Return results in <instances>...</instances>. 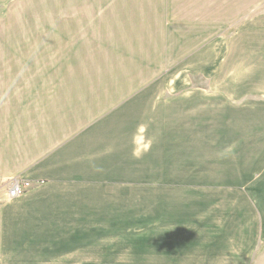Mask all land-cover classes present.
Returning a JSON list of instances; mask_svg holds the SVG:
<instances>
[{
	"label": "crops",
	"instance_id": "crops-1",
	"mask_svg": "<svg viewBox=\"0 0 264 264\" xmlns=\"http://www.w3.org/2000/svg\"><path fill=\"white\" fill-rule=\"evenodd\" d=\"M14 3L0 0V15ZM175 3L55 0L57 12L46 15L55 17L50 26L54 21L59 33L76 27L87 30L79 35L104 38L105 43H111L112 36L134 37L135 54L128 58V68L134 71L115 82L121 86L114 98L119 102L93 124L80 125V119L65 124L58 114L48 117L44 97L30 87L31 82L23 94L7 98L14 102L9 103L7 114L0 109V264L74 262L71 252L79 245V229L107 228L110 222L127 223L131 231L107 245L132 244L147 222L139 215L146 218L143 209L152 207L128 208L126 201L123 203L136 189L132 185L143 181L186 183L175 174L190 172L184 164L181 172L166 173L160 158L149 153L161 131L184 133L178 134V139L167 137L171 145H182L185 138L211 137L214 145L219 144V154L198 157L204 159L198 163L219 164V176L186 183L205 191L214 188L208 193H219V207H188V216L176 220V225L182 224L176 234L161 237L167 253L162 254L158 247L156 264H264V173L254 169L242 178L223 172L226 167L259 160L254 152L238 146L248 149L255 143L264 147V132L259 131L257 138L242 135L244 131L253 134V129L234 128V135L229 136L226 132L233 120L254 118L258 108L264 110V92L229 73L231 64L240 69L257 68L250 59L256 34L264 35V13L255 14L254 0H231V20L238 21L233 37L221 39L218 2L214 9L187 8L185 4L182 10L176 9ZM198 3L204 4L202 0ZM44 15L40 13L39 18ZM80 17L87 23L80 24ZM40 22L44 25V20ZM244 38L251 39L252 49ZM232 57L235 60L231 61ZM243 62L246 64L239 67ZM262 69L258 72L264 74ZM130 85L139 87L127 88ZM252 92L262 99H250ZM16 95H22L23 101ZM224 106L226 110L221 109ZM206 109L219 111V130L211 125L175 124L181 114L190 116ZM161 115L163 122L171 119L174 125L161 128ZM261 164L264 167V158ZM16 176L35 184L10 198L7 183ZM83 200L89 213L85 217L80 214ZM41 229L51 230L55 237L39 241L31 235ZM127 253L119 251L120 256ZM75 259L79 264L78 256ZM93 259L83 258L95 262Z\"/></svg>",
	"mask_w": 264,
	"mask_h": 264
},
{
	"label": "rangeland",
	"instance_id": "rangeland-1",
	"mask_svg": "<svg viewBox=\"0 0 264 264\" xmlns=\"http://www.w3.org/2000/svg\"><path fill=\"white\" fill-rule=\"evenodd\" d=\"M200 1L176 0L175 5L179 10H182L185 4L187 8L214 9L215 3L218 2L219 38H232L233 27L238 20H231V0H202L204 4H199ZM254 1L256 3L255 14L264 13V0ZM57 7L55 0H15L14 4H10L9 10L0 15V109H3L7 114L9 103L14 102V99L9 101L7 98H14V94L18 92L23 94L29 88L27 83L31 82L30 87L41 92L44 97L42 101L47 108L48 117L58 114L65 124L70 120L75 123L76 119H80V125L93 124L119 102L114 98L115 94L121 92V90H117L121 86L116 85L115 82L121 76L134 71L133 68H128V58L134 56L136 49L134 37L129 35L126 37L112 36L111 43H105L104 38L79 35L80 32L87 30L76 27L59 33L56 31L54 21L53 26H50V20H54L55 17L49 18L46 15L57 12ZM26 13L31 16L25 17ZM40 13L45 14L44 19L39 18ZM41 20H44V25H40ZM85 22L87 23V20L80 17V24ZM244 43L249 49H252L251 39L244 38ZM253 43L255 52L250 53L252 54L250 61L253 60L254 67L256 64L259 71L262 72V68H264V35L256 34ZM243 55L248 59L246 53ZM233 60H235L234 57L231 58V61ZM245 64L243 62L239 67ZM231 65L233 67L230 68V72L227 70L226 73L229 72L232 77L238 76L241 83L253 84L255 89L264 92V74L259 73L257 68L240 69ZM163 71L160 70V72ZM221 72L223 71L221 70ZM198 83L204 85L203 81ZM139 85H130L127 88H138ZM19 97L21 99L18 101H23L22 95H16V98ZM250 99L258 101L262 99V96L252 92ZM221 109L226 110V107H221ZM257 110L254 118L246 117L241 118V121L230 122L231 125L227 129L228 131L226 130L227 136L234 135V128H239L240 131L244 128L253 129V134L248 131L242 133L243 136L251 138L254 136L257 138L259 131L264 132V110L261 108ZM162 118L163 115L158 121L161 128H171L174 125V120L171 122V119H166L163 122ZM175 124L193 127L211 125L219 130V111L206 109L191 112L190 116L181 114L176 118ZM221 124L225 126L224 121ZM192 132L194 138L196 133L193 130ZM178 134L184 135L183 132L161 131L158 134L159 141L154 143L156 147L149 149L152 157L157 160L159 157V161L163 162L164 171L166 173L181 172V168L187 164L189 173L175 174V176L187 180L186 183L206 182L208 176L218 177L219 164L198 163L200 160H204L198 158L199 154L214 155L219 152V144L212 143L215 142V139L212 137L205 140L185 138V143L182 145L169 144L167 137L171 135L170 138L174 136L178 139L180 137ZM138 135H142V133ZM183 146L185 147L182 148ZM238 147L240 150L254 152L259 160L254 161V164L249 162L245 163L246 165L226 167L223 172H233L242 178L250 176L254 169H260L263 174L264 167L261 163L264 158V147H258L255 143L248 146V149ZM148 172L152 173L153 170ZM186 183L143 181L132 185L136 189L129 192V196L124 198L123 203L126 201L125 204L128 208L131 206L140 208L152 206L143 209L142 214L146 215V218H140L139 215V219L147 222L143 232L137 239L132 240V244L122 241V243L112 246L107 245L111 239L121 240L120 238L125 236L126 230L130 234L131 228L127 223L114 225L110 222L107 228L79 229L77 233L79 245L71 252L74 262L69 259L68 261L60 260L46 264H75L76 256H78L79 264H156L157 248H161L162 254L167 253V246L160 242L161 237L176 234L175 231L182 226V224L176 225V220L177 218L182 220L188 216V207L203 205L219 207V193H208L212 192L214 188L205 191L204 188L198 189L194 185ZM81 203L84 205L80 207V214L81 217H85L89 214L86 209L87 203L84 200ZM150 221L156 223L152 224ZM31 235L38 238L39 241L55 237L53 232L48 229L34 230ZM121 250L128 253L125 256H120L119 251ZM84 257L95 258L93 259L95 262L83 260Z\"/></svg>",
	"mask_w": 264,
	"mask_h": 264
},
{
	"label": "built area",
	"instance_id": "built-area-1",
	"mask_svg": "<svg viewBox=\"0 0 264 264\" xmlns=\"http://www.w3.org/2000/svg\"><path fill=\"white\" fill-rule=\"evenodd\" d=\"M34 183L31 180L23 179L21 177H13L7 183V193L10 198L19 196L32 188Z\"/></svg>",
	"mask_w": 264,
	"mask_h": 264
}]
</instances>
